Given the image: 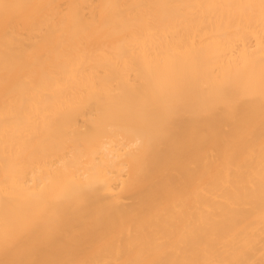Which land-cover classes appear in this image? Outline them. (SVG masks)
I'll list each match as a JSON object with an SVG mask.
<instances>
[{"label": "bare ground", "instance_id": "6f19581e", "mask_svg": "<svg viewBox=\"0 0 264 264\" xmlns=\"http://www.w3.org/2000/svg\"><path fill=\"white\" fill-rule=\"evenodd\" d=\"M0 264H264V0H0Z\"/></svg>", "mask_w": 264, "mask_h": 264}]
</instances>
